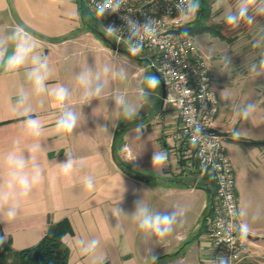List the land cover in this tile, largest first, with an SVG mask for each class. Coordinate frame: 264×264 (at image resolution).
<instances>
[{
  "label": "crops",
  "instance_id": "0c3cea01",
  "mask_svg": "<svg viewBox=\"0 0 264 264\" xmlns=\"http://www.w3.org/2000/svg\"><path fill=\"white\" fill-rule=\"evenodd\" d=\"M82 2L103 31L87 0H0V37L16 30L17 25L23 27L36 40V51L47 56L49 63L48 87L43 93H37L27 77L30 63L14 73L0 66V155L16 141L21 148L33 142L21 123L26 110L43 124V151L37 156L44 178L22 202L15 219L0 216L4 238L16 251L28 249L43 239L51 222H66L69 230L63 241L70 252L68 264H216L206 236L213 184L198 175L195 164L189 167L180 158L175 140L177 110L164 105L161 86L151 89L150 95L145 93V101L136 99L133 87L138 77L134 70L131 77L119 78L117 84L115 68L105 60L119 54L86 24ZM247 3L248 10L260 11L259 22L264 25V0ZM244 4L245 0H211L212 22L227 25L225 38L211 32L194 38L211 65L220 104L215 125L226 140L234 165L241 223L249 228L237 264H264V79L252 72L264 66L250 56L257 49L251 38H264V28L230 35L229 27L238 22L230 24L226 19ZM195 16L191 15L186 25ZM6 47L11 54L14 46L9 42ZM89 67L94 74L107 69L104 93L90 105L81 103L84 89L76 79ZM60 85L69 92L64 107L79 115L76 129L66 135L55 132L62 109L51 93ZM114 85L123 86L118 96L124 98L125 106L135 109L132 119L123 121L122 113L117 114ZM248 104L255 108L244 119L238 113ZM235 131L241 133L238 138ZM114 149L122 151L124 162L139 176L117 163ZM158 152L167 153V160L162 166H153L152 156ZM67 153L77 164L84 163L71 178L62 176L58 168ZM86 176L93 177L92 191L84 187ZM3 177L0 164V179ZM148 177L154 178L147 181ZM137 201L153 213L175 212L174 231L160 239L141 230L132 219ZM117 207L123 210L122 215L114 214ZM117 224L119 231L114 229Z\"/></svg>",
  "mask_w": 264,
  "mask_h": 264
},
{
  "label": "built area",
  "instance_id": "2783aa9c",
  "mask_svg": "<svg viewBox=\"0 0 264 264\" xmlns=\"http://www.w3.org/2000/svg\"><path fill=\"white\" fill-rule=\"evenodd\" d=\"M191 3L192 0H87L105 34L118 47L141 48L137 55H149V67L163 78L164 105L178 112L175 140L180 158L189 167L195 164L193 169L201 178L209 176L215 183L206 223L215 262L220 264L224 259L228 264H237L243 257L247 239L240 236L236 175L226 140L215 125L220 104L209 59L194 36L184 31L191 16L184 13ZM117 4L118 11L113 12ZM98 9L104 11L103 16ZM124 18L141 24L153 21L152 35L134 36ZM108 25L117 27L115 35L105 31Z\"/></svg>",
  "mask_w": 264,
  "mask_h": 264
},
{
  "label": "clouds",
  "instance_id": "9594fccd",
  "mask_svg": "<svg viewBox=\"0 0 264 264\" xmlns=\"http://www.w3.org/2000/svg\"><path fill=\"white\" fill-rule=\"evenodd\" d=\"M119 4H117L112 11H118ZM199 9L198 0H192V3L187 7L185 15L195 13ZM100 11V9H98ZM248 3L245 0L244 6L238 8L237 13L229 14L226 19L230 24H234L238 19L247 17ZM103 16L104 11H100ZM127 25L130 27L132 34L139 37L141 33L145 36L152 35L153 21L149 20L143 24L139 21L132 20L130 18H124ZM108 34L115 35L118 31L115 25H108L105 28ZM35 39L25 31V29L19 25L16 26V30L10 34H6L4 37H0V66L3 67L5 72L14 73L19 72L22 67L29 65L30 68L27 72V77L30 80L32 87L37 93H43L46 91L49 79V63L48 57L36 51ZM11 43L14 46V50L11 54L8 53L6 44ZM130 53L138 54L141 51L139 47H131ZM107 72V69L104 70ZM79 85L84 89L81 96V103L89 104L93 99H99L104 93V84L101 81L99 73H93V70L89 67L84 71L77 74L76 77ZM159 79L155 75H148L146 77V85L148 88L156 89L159 86ZM186 93L190 90L185 89ZM53 98L59 102L62 109L60 115L55 121V132L57 135L71 134L77 127L79 115L78 113L68 110L64 107L65 101L69 98L68 89L60 85L54 89L51 93ZM115 103L117 109L123 106V115L126 119H132L136 115V111L133 108L125 106V101L122 96L115 97ZM255 105L248 104L242 109L238 115L247 119L253 112ZM22 120L24 134L32 139V143L26 147H19V141L14 143V146L3 155H0V164L4 168V177L0 179V216H3L7 220L11 221L16 218L21 204L32 193L35 186L40 184L44 178V169L38 160L37 154L43 151L40 138L42 136L43 124L38 117H34L30 111L26 110ZM106 130V129H105ZM199 132L200 129H197ZM241 133L239 131L234 132L235 137H239ZM214 147V146H213ZM27 153V155H25ZM167 160V153L158 152L152 156L153 166H162ZM84 167V163L81 160L77 164L76 160L71 153L66 154V159L63 162L58 163L60 173L64 177L71 178L74 173L80 172ZM84 187L87 191H92L95 187L92 176H86L84 178ZM114 214L119 216L123 214V210L117 207L114 210ZM176 213H160L150 212L148 207L136 202L135 211L132 213V219L138 221L139 228L147 233H151L156 237L163 239L170 235L176 224ZM120 230V225L117 224L114 228ZM249 234V228L247 224H242L240 227V236L242 239H246ZM96 241L92 242L91 248L95 250ZM155 259V256H153ZM220 264H228V261L221 259Z\"/></svg>",
  "mask_w": 264,
  "mask_h": 264
},
{
  "label": "trees",
  "instance_id": "16d2710c",
  "mask_svg": "<svg viewBox=\"0 0 264 264\" xmlns=\"http://www.w3.org/2000/svg\"><path fill=\"white\" fill-rule=\"evenodd\" d=\"M198 3L199 9L196 12L195 18L186 25L184 31L192 36L204 32H211L221 39H224L223 30L226 29L227 25L224 23L215 24L212 22L211 0H198ZM81 10L84 11L86 24L98 35L96 31L99 30V28L96 25L95 19L92 18L88 8L83 2L81 4ZM157 89H160V84ZM122 142L123 141L120 142L121 145ZM114 157L117 163L126 172L134 176H139L137 171L130 169V167L121 160L117 153V149H114ZM204 179L213 184L211 193L214 196V181L209 176H206ZM187 186H189V184H187ZM68 230L69 225L66 222H51L46 235L37 245L28 249L16 251L12 248L11 241L4 238L0 229V264H68L70 252L68 246L63 241V236ZM161 258L157 259L156 262Z\"/></svg>",
  "mask_w": 264,
  "mask_h": 264
},
{
  "label": "rangeland",
  "instance_id": "374dc122",
  "mask_svg": "<svg viewBox=\"0 0 264 264\" xmlns=\"http://www.w3.org/2000/svg\"><path fill=\"white\" fill-rule=\"evenodd\" d=\"M234 1L237 2L239 0H234ZM259 12L256 11L255 9L249 8V10L247 12V17L242 18L240 22L237 21L238 24H235V26L233 28H232V25L229 27V34H230V32L236 34L238 31H242V30L254 31V30H260L261 28H264L263 27L264 25H260V22H259V16H258ZM196 42H197V40H196ZM251 43L254 47L257 48L255 53L250 55V56H252L251 59H253L254 61H257L258 63L262 64V66H264V51H263V47H262V46H264V38L256 36L253 39L251 38ZM197 44H198V42H197ZM198 46L201 48V46L199 44H198ZM260 49H262V50H260ZM118 54H119V57L116 59H108L107 60L106 56H104V58L106 59L105 61L107 63L106 65L108 66V64H110L112 68H115V71H116V74L118 77L117 78V84L119 83L118 82L119 78H123L124 80H126V78L131 77L132 71L134 70V74H137L136 77H138V80H136V84L133 87L134 97L136 99H139L140 101H145L146 100L145 93H148V95H150V93H151V90L146 85V77L148 75H155L153 69L151 67H149V65H148L147 60L150 59V57H148L149 55H147V54L146 55L134 54L137 57L134 60L133 58H131L130 56H128L126 54H123V53H118ZM102 59H103V57H102ZM104 70L105 69L102 68V71H100V76H101V80L103 81V84L105 83V79H106V77L103 76V74H107V72H105ZM252 72L256 73V75H258L259 77L264 79V68H262L261 70L260 69L259 70L258 69L253 70ZM123 84H124V82H123ZM112 89H114V91H112V95L114 97L118 96L119 94H122V92H123V86L121 87V89H119V86L114 85L112 87ZM261 90L264 94V84L261 87ZM120 113H122L121 117L123 118V121H126L127 119L123 115V109L122 110L118 109L117 114H120ZM121 152H122L121 150L117 149V153H118L119 157L121 158L122 161H124L121 157V155H122ZM187 264H192V262H189Z\"/></svg>",
  "mask_w": 264,
  "mask_h": 264
},
{
  "label": "water",
  "instance_id": "95a60500",
  "mask_svg": "<svg viewBox=\"0 0 264 264\" xmlns=\"http://www.w3.org/2000/svg\"><path fill=\"white\" fill-rule=\"evenodd\" d=\"M96 32L101 36V38L103 39V41L106 42V43H108V44L112 47V49H113L114 51H116L117 53H123V54H126V55H128V56H130V57H132V58H134V59L137 58L136 55H134L133 53H130L129 50H127V49H125V48H122V47H118V46L113 42V40H112L110 37H108L103 31L97 30ZM147 61H148V60H147ZM153 71H154L155 76H156V77L159 79V81H160V86H161V96H162V99L164 100V98H165V96H166V89H165V83H164V80H163V78L160 76V74H159L157 71H155L154 69H153ZM152 178H154V177H148V178H146V180L149 181V180H151ZM156 178H159V177H156ZM210 195H211V197H212V199H211V203H210V208H211V207H212V204H213V194L211 193Z\"/></svg>",
  "mask_w": 264,
  "mask_h": 264
}]
</instances>
